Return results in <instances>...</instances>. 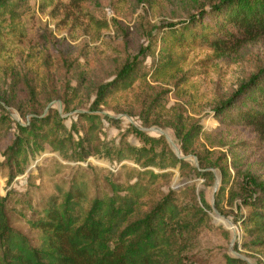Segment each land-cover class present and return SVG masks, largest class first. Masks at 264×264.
<instances>
[{"label": "trees", "instance_id": "1", "mask_svg": "<svg viewBox=\"0 0 264 264\" xmlns=\"http://www.w3.org/2000/svg\"><path fill=\"white\" fill-rule=\"evenodd\" d=\"M28 1L0 0V25L9 21V27L13 26L23 13L19 9L27 7ZM85 2L39 0L38 8L44 13L53 6L48 15L61 16L59 23L64 26L71 24L96 34L108 29L106 20L83 11ZM81 15L85 21L80 20ZM165 27L158 38L161 61H153L150 71L139 64V56L125 63L113 80L98 87L91 111L76 115L79 129L76 122L67 129L58 112L50 109L43 117L34 112L26 125L17 124V136L5 148L0 163L1 168L10 170L9 181L25 172L29 156L46 147L64 161L81 163L103 154L111 164L120 166L116 172L90 164L73 166L67 186H56L47 197L34 199L29 192L18 197L11 192L0 196V264H194L191 257L195 241L209 219L207 204L199 195L204 207L198 205L193 186L180 191L168 186L174 170L185 176L196 173L212 184L213 169H217L220 185L214 198L216 210L225 215V207L239 198L238 210L240 206L248 208L240 220L242 248L264 253V180L249 171L248 160L234 150L238 146L225 142L222 145L228 146L230 157L221 153L217 160L206 159L204 143L212 145L208 130L195 117L179 112L171 118L178 154L163 136H150L134 125L117 146H104L98 136L102 118L97 112L101 107L122 112V107L132 104L129 92L141 89L148 79L157 82L181 73L176 86L182 85L183 94L196 92L190 77L181 71L190 51L199 48L222 57L264 38V0H218L189 19ZM37 81L35 88L28 87L34 99L45 84L41 78ZM78 91L79 86L72 91L75 99ZM0 101L12 106L1 87ZM69 103L71 100L65 101L64 112L70 110ZM211 111L217 121L215 130L241 126L264 140V65L241 81L231 95L219 99ZM104 118L115 121L107 115ZM10 125L9 119H0L1 138L8 134ZM73 132L82 136L76 140ZM128 134L136 136L141 146L130 144ZM179 155L195 157L197 167ZM125 161L133 165L122 164ZM14 167H18L16 172H12ZM104 171L106 174L100 176ZM20 221L24 223L22 228L18 226ZM223 264L247 263L224 256Z\"/></svg>", "mask_w": 264, "mask_h": 264}, {"label": "rangeland", "instance_id": "2", "mask_svg": "<svg viewBox=\"0 0 264 264\" xmlns=\"http://www.w3.org/2000/svg\"><path fill=\"white\" fill-rule=\"evenodd\" d=\"M38 2L29 0L27 7H21L19 12L23 13L13 26L9 27V21H2L0 25V87L12 104L8 107L0 101V119L4 117L11 123L8 134L0 137V163L4 161L5 148L17 136L18 123L26 125L34 112L43 117L50 109L57 111L70 129L72 122L78 123V113L91 111L98 87L113 80L125 63L139 56V64L150 71L153 61H161L158 38L165 26L183 22L218 0H86L83 11L109 23V28L99 34L71 27V24L62 25L59 23L61 16L52 18L48 15L53 6L43 13L39 11ZM84 18V15L80 16V20L85 21ZM263 65L264 38L246 43L238 52L222 57H215L210 51L199 48L190 51L181 71L190 77L189 82L196 92L183 94L180 91L182 85L176 86L181 73H172L157 82L148 79L141 89L129 92L132 104L122 107V112L101 107L97 112L102 118V130L98 136L104 146H117L129 126L134 125L150 136H163L178 154L179 142L171 118L175 112L188 114L198 119L209 132L212 145L204 143L208 150L203 153L206 159L217 160L221 153L230 157L228 146L222 145L225 142L238 146L234 150L248 160L249 171L264 180V140L241 126L215 130L217 121L211 111L219 99L231 95L241 81ZM38 78L45 84L38 98L34 99L29 89L37 86ZM78 86L75 99L72 91ZM66 100H71L67 104L68 112H64ZM104 115L115 121H109ZM145 123L149 126H144ZM80 126L78 123V129ZM72 134L76 140L82 136V133ZM127 141L141 146L139 139L132 134H128ZM179 156L197 167L195 157ZM88 164L113 172L120 166L111 164L103 154L89 157L81 163L64 161L57 152L46 147L35 156H29L25 172L12 181L8 179L10 170L0 167V196L11 192L18 197L29 192L33 193L34 199L47 197L56 186H67L65 182L69 180L73 166ZM122 164L133 165L130 161ZM17 169L14 167L12 172ZM105 171L100 176L103 177ZM213 171L215 179L212 184L196 173L185 176L177 170L173 171L174 176L168 184L176 191L193 186L198 205L204 207L199 195L207 204L209 219L196 238L191 261L194 264H223L224 256H232L247 264H264V253L242 248L244 234L240 220L248 208L240 206L239 211L238 198L232 206L225 207V215L216 210L214 198L220 177L217 169ZM238 186L235 190L239 189ZM187 202H191L190 199ZM23 225V221L18 223L20 228Z\"/></svg>", "mask_w": 264, "mask_h": 264}]
</instances>
